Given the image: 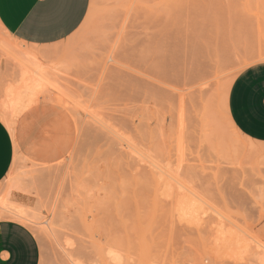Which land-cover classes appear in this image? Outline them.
Returning <instances> with one entry per match:
<instances>
[{"label": "rangeland", "instance_id": "374dc122", "mask_svg": "<svg viewBox=\"0 0 264 264\" xmlns=\"http://www.w3.org/2000/svg\"><path fill=\"white\" fill-rule=\"evenodd\" d=\"M262 60L261 0H90L42 46L0 26V219L39 264H264V143L226 108Z\"/></svg>", "mask_w": 264, "mask_h": 264}, {"label": "crops", "instance_id": "0c3cea01", "mask_svg": "<svg viewBox=\"0 0 264 264\" xmlns=\"http://www.w3.org/2000/svg\"><path fill=\"white\" fill-rule=\"evenodd\" d=\"M89 3L90 0H0V26L22 43L50 45L80 26ZM226 105L228 117L240 134L264 143V60L246 66L234 77ZM13 152L12 136L0 119V181L10 169ZM39 260V243L31 229L14 219H0V264H39Z\"/></svg>", "mask_w": 264, "mask_h": 264}, {"label": "bare ground", "instance_id": "6f19581e", "mask_svg": "<svg viewBox=\"0 0 264 264\" xmlns=\"http://www.w3.org/2000/svg\"><path fill=\"white\" fill-rule=\"evenodd\" d=\"M116 62V61H115ZM117 72V71H116ZM119 73V72H118ZM115 75V74H114ZM168 82V81H167ZM117 83V82H116ZM73 84H75V83H73ZM63 85H65V84H63ZM118 85H119V83H118ZM63 87V86H62ZM70 87V86H69ZM68 87V88H69ZM62 90V89H61ZM65 90V89H64ZM118 101H119V99H118ZM121 101V100H120ZM119 104V103H118ZM129 104V103H128ZM72 111V110H71ZM74 111H76V110H74ZM135 111V110H134ZM133 111V112H134ZM103 115H104V113H102ZM106 117H108V116H106ZM119 118V117H118ZM117 118V119H118ZM127 118H128V116H127ZM126 118V119H127ZM132 118V117H131ZM91 119V118H90ZM112 119V118H111ZM116 120V119H115ZM127 121V120H126ZM112 122V121H111ZM115 124V123H114ZM124 124H125V122H124ZM128 124V123H127ZM87 126V125H86ZM118 126V125H117ZM125 125H123V127H124ZM124 131V130H123ZM100 134V133H99ZM91 135V134H90ZM93 136V135H92ZM108 139H109V136H108ZM113 141V140H112ZM125 145V144H124ZM127 145V144H126ZM131 148V147H130ZM252 149V148H251ZM112 150V149H111ZM136 151V150H135ZM134 152V151H133ZM250 153V152H249ZM133 164V163H132ZM6 213H10L11 215H13L14 217H16V218H23V219H25L26 218V215L25 214H23V213H21V212H15V211H12V210H8V209H6V211H5ZM1 214V213H0ZM215 216V215H214ZM216 217V216H215ZM213 218V217H212ZM216 221V220H215ZM215 224V223H214Z\"/></svg>", "mask_w": 264, "mask_h": 264}, {"label": "snow or ice", "instance_id": "6c2138e0", "mask_svg": "<svg viewBox=\"0 0 264 264\" xmlns=\"http://www.w3.org/2000/svg\"><path fill=\"white\" fill-rule=\"evenodd\" d=\"M70 30V29H69Z\"/></svg>", "mask_w": 264, "mask_h": 264}]
</instances>
